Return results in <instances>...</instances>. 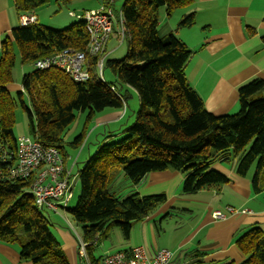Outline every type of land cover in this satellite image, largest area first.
Listing matches in <instances>:
<instances>
[{
	"label": "trees",
	"instance_id": "obj_1",
	"mask_svg": "<svg viewBox=\"0 0 264 264\" xmlns=\"http://www.w3.org/2000/svg\"><path fill=\"white\" fill-rule=\"evenodd\" d=\"M48 1L16 0L19 16L36 12ZM73 1L58 0L63 5ZM191 3L192 0H125L121 13L127 56L107 62L121 86L107 82L115 91L95 72L98 57H90L91 77L85 82H76L56 69L40 71L34 67L24 76L23 90L17 92V97L10 92L18 54L22 64L33 65L64 49L85 51L89 35L83 21L65 29L39 23L19 25L12 31L13 39L7 37L2 42L0 151L17 150L16 111L21 108L30 121L29 136L46 147L57 148L66 160L65 135L76 113L87 112L92 121L106 110L127 107L128 95L123 94V87L138 93L140 109L126 136L110 143L113 135H106L79 171L78 201L74 208L66 210L81 227L85 242L100 241L109 227H117L129 237L133 222L144 220L166 201L165 194L140 196L134 192L122 198L112 192L111 186L121 171L135 188L150 173L173 169L185 177L183 192L196 194L228 184L230 179L214 165L238 158L236 173L241 177H246L258 161L252 190L256 194L264 191V81L255 79L240 88L238 113L216 116L206 109L186 76L192 51L174 34L159 35L160 10L166 8L172 16ZM109 5L111 0L105 4ZM194 24V14H190L182 19L179 28ZM106 53L107 50L104 56ZM85 139L80 135L73 145L79 147ZM14 162L0 163V241L18 245L22 259L32 264H70L51 230V221L35 204L30 191L32 181L7 175V167ZM237 246L246 257L241 264H264V230L259 226L241 236ZM93 248L88 247L91 263L101 264L93 256Z\"/></svg>",
	"mask_w": 264,
	"mask_h": 264
},
{
	"label": "crops",
	"instance_id": "obj_2",
	"mask_svg": "<svg viewBox=\"0 0 264 264\" xmlns=\"http://www.w3.org/2000/svg\"><path fill=\"white\" fill-rule=\"evenodd\" d=\"M190 14H194V26L179 28L182 19ZM19 25L16 0H0V51L3 40L13 39L12 31ZM169 34L176 35L192 51L186 76L206 109L216 116L236 113L240 108V88L255 79L264 81V0H192L191 5L178 9L172 16L162 8L159 35ZM12 88L16 86L11 84L9 89ZM127 114L128 109L125 112L106 110L96 116L95 129L104 127L105 134L107 130L115 132L111 139L122 135L126 131H117L124 126ZM20 119L16 120L18 139L25 136L26 129L24 117ZM74 164L70 168L65 160L70 171ZM237 165L238 158L228 164L216 163L214 169L226 175L230 182L196 194L183 193L185 177L173 169L150 173L141 184L135 188L130 184L128 189L140 196L165 194L168 205L157 216L172 205L190 206L196 224L179 243L180 250L190 247L211 264H241L246 257L238 248L237 240L253 226L264 230V191L254 193L251 170L246 177H241L236 173ZM229 206L235 207L238 213L229 214L226 220L214 218L215 212L226 211ZM243 210L252 213L243 214ZM58 230L69 263L85 264L78 256L73 234ZM0 264L32 263L22 259L18 245L0 241Z\"/></svg>",
	"mask_w": 264,
	"mask_h": 264
},
{
	"label": "rangeland",
	"instance_id": "obj_3",
	"mask_svg": "<svg viewBox=\"0 0 264 264\" xmlns=\"http://www.w3.org/2000/svg\"><path fill=\"white\" fill-rule=\"evenodd\" d=\"M106 2L107 0H74L68 5H63L60 4L58 0H49L46 5L38 8L36 12L27 14L34 15L37 17V19L39 18L38 23L42 26L51 27L54 29H65L79 22L77 18H73L70 15L71 11L76 14H82L86 10H92V8L94 10H99L104 7L105 10V8L111 7L115 13V19L113 21V32L110 36V40L106 44L107 53L105 57L107 60L105 62L104 77L106 79V82L116 83V85L121 88L118 79L113 74L112 69L108 67L107 62L114 60L120 61L125 59V57L127 56L128 43L126 40H124V36L122 35V29L119 20V15L125 0H111V5L109 6H105ZM21 16L22 15L19 16V20ZM16 53L18 54L17 50ZM33 70L34 64H22L21 57L18 54L16 65L13 69V85H15L16 88L10 89V92L12 93V96L14 98L17 97V92L22 86L24 76L29 74ZM98 77L101 78L100 75H98ZM122 92L123 94L125 92L129 93L128 105L124 109V112L128 109V114L123 121L122 125L124 126H122L121 129L117 132L127 131L129 127L135 123L137 113L140 109L139 96L136 90L129 87H123ZM25 100H27V98H25ZM239 111L240 108L236 113H238ZM21 117H24V121L26 124L24 135L29 136L30 121L27 114L23 110H21V108H18V110L16 111V120H21ZM96 119L97 118L94 117L92 121H89L87 112H78L76 113L74 122L66 131V144L64 148L66 163L70 168L75 163L72 169L71 177L74 196L68 205L69 209H72L76 206L80 194L78 175L79 171H81L84 164L97 152L96 149L98 148L99 144L105 139V136L111 133H109V130H107V134H105L104 127H100V129L98 130L97 128L95 129V127L97 126ZM15 133L16 136H18L17 127L15 128ZM111 134H115V132ZM126 134L127 133L125 132L122 135L115 136L113 139H109L108 141L110 143L118 142L122 140L126 136ZM80 135H84V137L86 138L84 141V145L75 147L73 145V142L75 138ZM257 168L258 161H256V163L251 168L252 180L256 174ZM130 184L131 182L129 178H127L124 171H121L115 182L112 184L111 191L119 194V196L122 198L127 197L130 194L134 193H131V191H129L128 189ZM167 205L168 199H166V201H164L156 209H154L144 220L133 222L131 224L132 228L129 237H126L123 231L119 228L109 227L107 230V234L103 236L96 245H94L93 256L95 257V259H100L102 261L104 256L109 255L115 251L128 250L135 246H144L149 253L157 252L161 249L172 251L174 253V258L171 264H211L204 261L202 255H197L196 250H193L190 247L183 250H180L179 248V243L182 242V240L189 232H191V229L196 224V218L191 212L192 210L190 209V206L182 204L172 205V208L167 209L166 212H164L160 216H157L158 213ZM252 206L254 205L252 204ZM41 211L43 215L51 221V230L61 244L62 241L58 229H63L72 233L76 242V233L79 234L80 237H83L81 227L76 223L74 216L70 212H68V210L60 209L58 213H54L46 209ZM72 227L75 231L72 230Z\"/></svg>",
	"mask_w": 264,
	"mask_h": 264
},
{
	"label": "built area",
	"instance_id": "obj_4",
	"mask_svg": "<svg viewBox=\"0 0 264 264\" xmlns=\"http://www.w3.org/2000/svg\"><path fill=\"white\" fill-rule=\"evenodd\" d=\"M113 1V0H112ZM73 18L83 21L86 32L89 35V42L85 51L64 49L56 52L50 57L40 59L34 63V67L40 71L56 69L68 74L76 82H85L91 77L92 66L89 64L90 57H98L94 70L104 84L110 86L104 77V66L106 44L113 32V21L115 13L111 7L99 10L85 11L82 14L71 12ZM122 35L124 36V18L119 15ZM21 26L27 27L38 23L36 16L24 14L20 17ZM14 159V164L7 167V175L12 179L31 180L30 191L34 197L35 204L40 210H50L58 213L60 209L66 210L73 199L72 171L68 170L65 160L55 147H46L30 136H23L18 139L16 151H0V163L7 164ZM3 171L0 172L2 174ZM238 211L228 207L226 211H217L214 218L226 220L229 214H236ZM243 214L252 213L243 210ZM70 225V224H69ZM71 227V226H70ZM72 230L74 228L72 227ZM75 231V230H74ZM77 251L81 263L92 264L88 247L96 245L99 240L85 242L77 234ZM174 253L170 250L161 249L150 254L145 247L135 246L129 250L115 251L103 257L102 264H171Z\"/></svg>",
	"mask_w": 264,
	"mask_h": 264
},
{
	"label": "bare ground",
	"instance_id": "obj_5",
	"mask_svg": "<svg viewBox=\"0 0 264 264\" xmlns=\"http://www.w3.org/2000/svg\"><path fill=\"white\" fill-rule=\"evenodd\" d=\"M39 21V20H38Z\"/></svg>",
	"mask_w": 264,
	"mask_h": 264
}]
</instances>
